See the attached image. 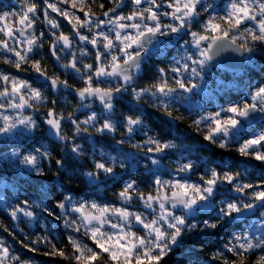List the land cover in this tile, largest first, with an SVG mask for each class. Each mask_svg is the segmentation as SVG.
<instances>
[{"label":"snow or ice","instance_id":"snow-or-ice-1","mask_svg":"<svg viewBox=\"0 0 264 264\" xmlns=\"http://www.w3.org/2000/svg\"><path fill=\"white\" fill-rule=\"evenodd\" d=\"M91 2L94 0H43L44 23L49 27L52 37L48 51L65 72L70 70L83 80L84 86L74 89L80 100L77 110L89 108L90 103L95 100L102 106L99 115L91 111L83 120L76 118L74 113L67 116L58 113L55 108H49L46 113L44 123L48 125L49 131L65 143H71V153L77 157L83 153V149L74 140L81 133H115L117 124L122 123L130 138L142 126L139 116H125L122 122L113 121L112 101L115 94L127 91L145 59L165 46V41L160 37L181 38V33L184 32L190 39L184 40L180 45L183 53L167 71L164 68L157 69L159 76L156 83L139 90L132 88V95L136 100L149 96L154 105L170 118L173 101L179 100L186 102L189 107L199 108V102L192 99L194 90L203 96L210 95L205 79L206 69L220 52L231 47L233 51L251 54L256 44L264 43V0H229L223 15L211 14L210 10L214 12V8L207 0H164V5L169 10L163 12L160 11L163 5L158 0H131L132 11L125 15L117 12L124 0H113L115 7L103 12L106 19L97 17L90 7L85 10V5ZM61 4L82 12L83 18L76 15L75 11L61 8ZM100 7L103 8L104 5L101 4ZM49 9L69 23L71 34L58 31L60 23L49 15ZM37 12V4L29 0L11 25L7 23L8 14L0 16V60L17 70H21L25 64L29 65L54 92L72 88L68 80H61L58 74L49 75L47 66L41 60L32 59L43 47L42 39L45 35L43 31L38 35L34 31ZM201 12L210 13L209 18L201 25V31H192V22ZM161 17H167L175 23H163ZM238 40L243 42L237 44ZM75 41L79 43L76 44ZM171 42L169 39L168 43ZM83 45H91L94 53H90ZM90 54H94L95 63L81 65V58ZM247 59L250 60L251 56ZM61 60L67 62L60 63ZM168 72L172 73L170 78ZM111 80H118L119 83L114 87L100 86V82ZM216 87L219 90L228 85L218 80ZM46 100L42 87H34L28 80L0 72V140L7 143L33 132L37 123L31 115L25 114V110H37ZM55 103L53 100L52 104ZM257 113L260 114L259 117L255 115ZM101 116L104 117L102 122ZM257 119L264 120V84L256 86L251 91L250 98L243 103L220 107L206 115L201 113L193 123L198 128L203 126L204 141L225 149L246 125ZM64 120L70 121L74 126L72 138L63 132ZM123 143V139L117 141V144ZM145 146H148L145 159L153 166L152 171L158 170L160 166L156 154L178 147L173 142H162L154 137H149L143 145H133L140 150ZM184 151L193 150L182 148L181 160H187L183 156ZM237 151L242 157H251L264 163V128L244 139ZM120 155L123 159L101 151L100 158L94 160V170L85 173L89 183L96 184L101 175L114 178L117 167H134V160L139 163L135 154L121 152ZM10 156L18 159L19 164L29 173L42 177L45 173L40 161L49 159L50 153L36 149L33 153L24 155L12 151ZM55 163L64 169L63 160L57 159ZM193 168L194 162L191 160L177 162L173 179L164 180L160 176L155 178L154 193H143L136 187L135 181L125 183L117 194L118 199L124 204H130L134 199L139 200L145 212L95 202L76 203L70 196H65L57 205L61 209L64 226L76 233L83 232L99 251L73 236L67 238L73 250L68 256L47 236L38 237L32 243L49 246L51 252H46V255L59 254L65 259L74 260L76 264H95L103 254H107L112 264H160L181 243L185 232L214 230L220 223L240 220L249 215L256 216V212L264 208V177L253 184L244 182L240 172H220L216 167L208 168L200 177V183L191 182L180 175L190 173ZM222 184L229 185L228 191L239 195L217 199L222 191ZM34 203L24 200L11 207L12 219L17 220L20 215L35 219ZM208 208L216 210L215 217L197 223L198 214ZM44 211L50 216L54 215L46 208ZM69 213L76 214L75 219L70 218ZM30 250L37 251L34 247ZM257 250L260 254L253 264H264V212H259L258 217L249 222L248 230L234 233L224 245V251L217 252L213 258L222 259L223 264H237V260L243 264L247 255ZM225 252L237 259H229ZM10 262L27 264L13 255L3 241H0V264Z\"/></svg>","mask_w":264,"mask_h":264},{"label":"rangeland","instance_id":"rangeland-1","mask_svg":"<svg viewBox=\"0 0 264 264\" xmlns=\"http://www.w3.org/2000/svg\"><path fill=\"white\" fill-rule=\"evenodd\" d=\"M110 2V4L115 7V4L113 3V0H108ZM29 2V0H0V16H4L6 14L9 15V19L7 21V23L9 25H11L13 23V21L15 19H18V14L21 13L24 10V7L26 6V4ZM30 2L37 4L38 6V12H37V20L35 25L37 26V32L36 34L38 35L41 31H43L45 33L43 39H42V43H43V47L41 49H39V53H38V58L37 60H42L44 58H47V56H51L50 52L48 51V46H49V42L51 41L52 37L49 34V27L46 26V24L44 23V16H43V10L45 8V5L43 4V0H30ZM124 2H126V6L122 9L118 8L117 12L120 14H128L132 11V4H131V0H124ZM158 2H160L163 6L161 7L160 11H168L169 9H167L166 5H164V0H158ZM208 3H211L213 5L214 8V12H212V10H210L211 14H215V15H223L225 8L227 6V4L229 3V0H207ZM61 8H65L69 11H75L76 15L80 16L81 18H83V13L75 10V9H71L69 5L66 4H61L59 5ZM147 6V5H145ZM85 10H88V4L85 5ZM49 15L55 19H57L60 23V29L58 31H63L65 34H71V26L69 25V23L63 19V17L58 16L56 13H52L51 10H48ZM210 13H205V12H201V14L196 17L193 22H192V26H191V30L192 31H201V25L209 18V14ZM97 16V15H96ZM100 19H106L105 17L102 16H97ZM161 20L163 23H175L174 21L170 20L167 17H161ZM106 30V29H105ZM87 34V33H85ZM161 40L165 41V46L157 51L154 52L150 57H148L147 59H145V61L142 64V68L140 70L139 73H137V76H139V74H143V71H145V68L151 64V59L155 56H160L161 59H164L166 61L165 63V70L167 71L169 69V67L171 65H173L174 61L176 59H179L180 56L183 53V49L180 47V45H182L184 43V40H189L190 37L188 35H184L181 36V38H175V37H170V38H165V37H160ZM171 39L172 42L168 43V40ZM242 40H238L237 44L242 43ZM76 44H78V41H75ZM259 46L264 48V43H258L255 45L254 50L251 54L246 53V58H245V66H244V70H248V69H253V68H257V65H254L256 57L258 54H260L261 49L259 48ZM82 47L86 48L90 53H94V50L92 49L91 45H83ZM190 51H192V49H189ZM78 51V50H77ZM251 56V59H247L248 56ZM68 58H71L70 56ZM85 63H95V56L94 54H90L88 56H84L81 58V65L85 64ZM43 64V63H42ZM27 69V70H25ZM243 70V71H244ZM241 72L240 74L237 75H231V78L226 79L223 77V75L218 72L216 70V68L212 65H210L207 69H206V75H205V79L207 80V91L208 93H210L209 96H203L201 94H198L195 92L192 94V99L193 101H198L200 107L196 108V107H189L188 104L186 102H182L179 100L173 101V107H172V117L170 118L162 109L158 108L157 106L154 105L152 99L145 95L144 97H142L140 100H136L134 99V105H141L139 110H134V115L135 113H138V116L141 118L142 112L144 111L147 105H151V107L157 108L159 110H161L164 114V117L167 120H171L174 122V124L181 126L184 124L188 130H189V135H193L194 137H197L198 139L202 140L205 144V146L208 147H213L215 149H221L218 145L216 144H212L209 143L207 141H204L203 136H204V131L202 130L203 126H201L200 128H198L193 121L196 119H199V116L201 113L203 114H208L210 112H214L217 111L220 107H228L230 104H241L243 103V101L247 100L250 98V93L251 91L258 85L260 84H264V80H251L246 78V75H244L246 72ZM0 72L6 73V74H11L12 76L15 77H19L21 79L24 80H28L30 82H32L34 87H41L40 84H43V79L39 78L29 67V65L25 64L22 66L21 70H17L15 67H13L10 64H5L3 63L2 60H0ZM71 73V71H69ZM244 75V76H242ZM168 76L169 78L172 76L171 72H168ZM223 81L225 85H228L227 88H222V89H217L216 87V81ZM137 90L141 89L139 87H135ZM145 88V87H143ZM148 88V87H146ZM45 92H47L49 89L47 88V86L42 89ZM46 95V93H45ZM131 96L133 97V95L131 94ZM62 101L64 103H67L68 98L66 97H62ZM50 108V100L47 97V100L41 104L37 110H31V109H26L25 110V114L26 115H31L36 123H37V128L29 133L26 134L25 136H22L14 141H9L7 143H5L4 141L0 140V159L4 162H8L11 164V167L14 169L15 174L23 176L25 178H31L33 176H36L35 173H29L23 166H21L19 164V160L16 158H12L10 156V153L12 151H18L20 152L22 155L24 154H28V153H33L36 149H41V151L43 150H47L49 153L51 152V146L49 145V143L47 141H45L43 139L44 135H46V130L44 127V120L46 118V113L48 111V109ZM79 110H76L75 112V117L78 118L79 120H83L85 118V116L91 112V111H95L98 113V115L102 112V106H98L97 104H94L91 108H89V110L85 111V112H80ZM126 116H117V112L115 110V107L113 105V109L111 112V119L113 121H119L122 122L124 117ZM134 117V116H133ZM103 116L100 117V122L103 121ZM142 119V118H141ZM142 126H139L138 129L136 131H134V133L131 135V137L129 138L125 128L122 126V123H118L117 124V128L115 133H112V136H108L103 134H97L94 131H90L89 133H81L80 135L75 137L74 142L78 143L82 146L83 149V153L81 155H79L77 158L78 160L81 161H88L90 162L92 169L90 170H86V172H90L94 170V160L95 159H99V153L101 151H103L105 154L117 157L118 159H123V156L120 155L121 152L123 153H131V154H135L137 160L139 161V163H137L136 160L133 161V164H135L136 166H129L125 169H121L119 167H117L115 169V176L114 178H107L103 175L100 176L98 182L96 184H91L88 181V178L86 177L88 183L90 186H92L94 192L100 196H103V193L105 190L108 189V186H113L116 183H121V190L123 189L125 183L130 182V180H124L121 182V179L123 176L128 175L131 173L132 170H134L135 168H139V169H144L146 170V173L151 174L152 180L154 181L155 178L157 176H160L162 179L164 180H170L174 178V173H175V169L177 167V162H187V160H191L194 162V168L193 170L188 173V174H180L181 176H183L185 179L190 180L191 182H195V183H200V177L204 174H197L195 175L194 173L197 172L200 167L203 165V163H207L208 162V157H204L201 152H199L198 150L201 148L200 144H189V145H184L181 147H177L176 149H170V150H166L163 153H159L156 154V158L159 160L160 162V166L159 169L156 171H152L151 169L153 168V166L151 165V163L145 159V152L147 151V147L145 146L143 150L134 148L133 145L134 144H144V141L147 140L149 137L151 136L150 133V127L146 126L143 119H142ZM170 122V121H169ZM171 123V122H170ZM262 128H264V120L261 121V123H259L258 125L252 127V128H244L243 131L229 144V146L227 148H231L235 149L237 151V148L239 147V144L243 142L244 139L249 138L250 135L254 134V133H258ZM63 132L66 135L67 133V137L72 138L74 136L75 133V129L74 126L70 123V121L66 120V122L64 123V127H63ZM173 132V131H172ZM104 137H108L110 139L113 140V142H111V146L108 148H104V142H105V138ZM125 140V143L123 144H117V141L119 140ZM64 143V145H68L71 146V143H65L64 141H62ZM32 144V147H27V149H23L22 147H16V144ZM7 146H11L12 149H5V147ZM21 148V149H20ZM182 148H189L192 149L193 151L188 152V151H184L183 152V156L187 157V160H181V149ZM225 148V149H227ZM237 153L240 155V153L237 151ZM73 155V154H72ZM151 155V154H149ZM176 156V157H173ZM240 157H242L240 155ZM246 160H254L251 157H242ZM47 159L45 160H41L40 161V166L44 169V163ZM255 161V160H254ZM258 162V161H256ZM145 165H147V167H145ZM208 166H205L202 168L203 172L205 173L207 171ZM85 172V173H86ZM137 187V186H136ZM138 188V187H137ZM220 188L222 189V191L218 194L217 199H223L225 196L228 197H236L239 194L232 192V191H228V189L230 188L229 185L227 184H222L220 186ZM229 194V195H227ZM16 187L14 186V183H12L11 181H2L0 183V207L3 208V210H5L7 213L10 214V210L11 207L16 206L17 204H20L22 201H19L16 198ZM30 202H35L33 204V211L35 212V219H29L27 217H24L22 215L19 216V218L17 220H13L17 225L19 226L20 224L23 225V227H27L30 229L29 232H37L38 233V237H45L47 236L49 239H53L55 238V240H58V242H60L62 245H64L63 242V238L62 235H60L59 232L61 231H67L70 236L75 237L77 240L81 241L83 244H87L90 247H93L95 249V245L92 243L91 240L88 239V237H86L83 232L80 233H76L73 232L71 229L66 228L64 226L63 223V218H62V213H61V209L59 208L58 211H54L52 208H48L46 207L42 201L38 198L35 197H31L30 199H28ZM107 197H102L101 200H74L72 199L73 202L76 203H80V202H87V203H92L95 202L99 205H114L117 207H127L129 208L131 211H138V212H144L141 209V206L135 202V199L130 203V204H124L122 201H120L118 199V197L116 196L113 201L111 202H106ZM39 205L38 207L36 205ZM47 209L48 211L54 213V215H48L47 211H44V209ZM259 212H264V208H260L257 212H256V216H253L251 219H248L244 224H242V228H240V230H238L235 233H239V232H243L248 230L249 228V222L251 220H254L258 217ZM213 214V216L215 217L216 215V210L213 208H208L206 210H204L203 212L199 213L198 216L202 215V214ZM179 214V212H178ZM70 218L75 219L76 214L73 213H69ZM197 216V217H198ZM57 217H61V219H57ZM12 218V217H11ZM198 222V221H196ZM137 231H140L139 229H136ZM142 234V233H141ZM234 234V233H233ZM183 238V237H182ZM231 238V237H230ZM228 238V240L230 239ZM227 240V241H228ZM0 241H3L4 245L7 246L10 250V252L13 255L18 256L22 261L27 262V264H45L41 261H37L35 259L32 258L31 255L33 254H38L37 251H31L30 247H25V245H21L19 248H15L13 245L10 244V241H8V239L3 238L0 235ZM227 241L223 244L222 249L220 251H224V245L227 243ZM181 243L178 245L180 246ZM177 246V247H178ZM176 247V248H177ZM96 251H99V249H95ZM219 251V252H220ZM260 254L259 250H257L256 252H253L251 254H248L246 259L244 260H252V264L255 261L256 257ZM225 255L232 260H236L237 258L232 256L230 253L225 252ZM101 256H104V258H106L107 262H109L110 264H112V262L110 260H108L107 254H103ZM214 263H205V264H223V260H216L213 259ZM240 261L237 260V263H239ZM10 264H13V262H10Z\"/></svg>","mask_w":264,"mask_h":264},{"label":"trees","instance_id":"trees-1","mask_svg":"<svg viewBox=\"0 0 264 264\" xmlns=\"http://www.w3.org/2000/svg\"><path fill=\"white\" fill-rule=\"evenodd\" d=\"M103 4L104 7L101 8L100 5ZM95 13L97 16H102L104 11H107L113 6L108 0H94L88 4V10ZM262 52L257 55L254 65L257 68H251L244 70L246 72V78L251 80H264V48L259 46ZM43 65L47 66L49 75L52 73L57 74V69L52 60V57L47 56L42 60ZM166 61L161 59L160 56H155L151 59V64H149L139 78L138 84L139 88L150 87L152 84L157 82L158 79V68L165 69ZM221 73V72H220ZM224 78L229 79L231 75L226 73H221ZM242 75V76H244ZM233 76V75H232ZM75 88H81L83 86L79 85L74 80L69 82ZM42 89L46 87L44 84H40ZM46 96L50 100V108H55L58 113H63L67 116L69 113H74L78 109L80 102L75 96L67 95L68 101L64 103L62 97L66 94L61 93L60 95L54 97L51 91L45 92ZM55 100V105L52 101ZM152 108L151 105L146 106V108ZM145 108V109H146ZM153 114H150L148 110L142 112L141 118L143 119L146 126L150 127L151 136L162 141V142H173L178 147L191 144H200L201 148L198 150L204 157H208V162L203 163L200 169L194 174H205L202 170L203 167H216L217 171H229V172H240L242 174V179L244 182H250L256 184L260 182L261 178L264 177V163L256 162L254 160H246L237 153L235 149H215L213 147L205 146L204 142L193 135H189L188 128L183 124L181 128L177 131L178 136L172 131L166 130L165 125L169 124V120L164 117L161 110L154 108ZM134 109L126 116H138L135 115ZM106 135V134H105ZM66 136L67 133H66ZM104 148L111 146L112 139L104 137ZM43 139L49 143L51 146L50 157L45 161L44 173L42 177L33 176L31 178H25L23 176L17 175L11 164L4 162L0 159V183L2 181H11L16 187V198L19 201L28 200L31 197L38 198L42 203L48 207L52 208L54 211H58L57 205L64 200L65 196H70L74 200H101L102 197H107L106 202H111L121 191V183H116L113 186H108V189L104 191L103 196L96 194L89 185L85 172L86 170L92 169L90 162L78 160V158L71 153V146L64 145V143H54L50 141L47 135H44ZM27 149V147H32V144L15 145L16 147H22ZM5 149H12L11 146L5 147ZM21 149V148H20ZM1 154V153H0ZM176 157V156H173ZM61 159L64 161V169L59 168L55 161ZM227 165V167L225 166ZM152 175L146 173V170L135 168L130 174L123 176L121 182L124 180L135 181L136 186L140 191L145 194L150 192L154 193L155 185L152 180ZM229 195V194H227ZM214 218L213 214H202L196 218L197 223L204 219ZM202 227V224H201ZM242 228V225L229 221L227 223H220L217 229H207L203 232L196 230L191 233L185 232L181 240V245L173 249V253L169 256L164 257L160 264H205L214 263V255L222 249L223 244L230 238L233 233L237 232ZM7 229V231L5 230ZM30 229L23 227L22 224L19 226L12 220L11 215L7 213L3 208L0 207V235L3 238L8 239L10 244L16 249L21 245H29L30 248L34 247L37 249L38 254L31 255L33 259L41 261L45 264H76L74 260H68L61 257L59 254L46 255V252H51V248L45 244H33L32 242L38 238V233L29 232ZM62 235L64 245H62L55 238L51 239L58 249H62L65 256L71 255L72 246L68 241V236L70 234L67 231L59 232ZM222 260V259H216ZM95 264H110L107 262L104 256H101ZM237 264H240L237 263ZM243 264H252V260H244Z\"/></svg>","mask_w":264,"mask_h":264},{"label":"water","instance_id":"water-1","mask_svg":"<svg viewBox=\"0 0 264 264\" xmlns=\"http://www.w3.org/2000/svg\"><path fill=\"white\" fill-rule=\"evenodd\" d=\"M125 6V2L119 7L120 9H122ZM181 35H185L184 32L181 33ZM245 58H246V53H241V52H236L233 51L231 47L225 49L224 51L220 52L219 55L215 56L214 59L211 61L210 65L215 66L217 71L221 72V73H226L229 75H237L240 74L243 70H244V66H245ZM55 64L57 66V68L59 70H62V68L60 67V65L57 63V61L54 59ZM134 85V81L133 83L128 86V88L132 87ZM75 88H69V89H61L62 92H65L69 95L75 96L76 99L80 102L79 98L77 97L75 91ZM122 100V97L120 96V93H117L114 95L113 97V101L117 102ZM91 103H97L98 105L101 106L100 102L98 100L92 101ZM88 108H81L80 112H85ZM257 117H259V113L255 114ZM261 121L263 120H255L252 124L250 125H246V128H252L256 125H258L259 123H261ZM66 122V120H64L62 122V129H63V125ZM44 127L46 130V135L48 137V139L54 143L60 144L62 143V140L58 139L54 134H52L49 131L48 125L46 123H44ZM108 136H112V133H104ZM136 200V199H135ZM138 203L139 200H136ZM141 204V203H140ZM142 210L145 212L146 210L144 209L143 205H142ZM253 216L249 215L248 217H244L241 218L240 220H232V222L238 223L240 225L244 224L248 219H251Z\"/></svg>","mask_w":264,"mask_h":264},{"label":"flooded vegetation","instance_id":"flooded-vegetation-1","mask_svg":"<svg viewBox=\"0 0 264 264\" xmlns=\"http://www.w3.org/2000/svg\"><path fill=\"white\" fill-rule=\"evenodd\" d=\"M125 6H126V2H125ZM124 6V7H125ZM123 7V8H124ZM34 31L35 32H37V26L36 25H34ZM185 35H187V34H185ZM181 36H184V35H181ZM38 53H39V50H38ZM38 54H34L33 56H32V59H37L38 57ZM68 59H70V58H68ZM52 60H53V62H54V64H55V61H54V58L52 57ZM67 61L66 60H61V62L60 63H66ZM55 67H56V69H57V74L60 76V78H61V80H64V79H66V80H68V82H70L71 80H74L75 82H77L79 85H81V86H84L83 85V80L82 79H80V77L79 76H77L76 74H74V73H70L69 71L68 72H65V70L64 69H62V70H59L58 68H57V66H56V64H55ZM215 67V66H214ZM216 68V67H215ZM217 70V69H216ZM219 72V71H218ZM143 73H144V71H143ZM53 74V73H52ZM52 74H50V75H52ZM143 74L141 73V74H139V76H137L136 75V77H135V80H134V85L132 86V87H130V88H127V91H122V92H120V96L122 97V100H120V101H117V102H114L113 103V105H114V107H115V110H116V112H117V116H123V115H125V113H129L130 111H131V109H134V110H139L140 109V106L141 105H139V107H138V105H134V102H133V97L131 96V94H132V88H135V87H138L139 86V84H138V80H139V78L142 76ZM117 83H119V81L118 80H111V81H107V82H100V86L101 87H114ZM43 84L44 85H46L45 84V81L43 82ZM70 84V83H69ZM71 85V84H70ZM73 87V86H72ZM48 89H49V91H51L52 93H53V95H54V97H56V96H58V95H60L61 93H64V94H66L65 95V97L67 98L68 96L67 95H69V94H67V93H65V92H62L61 90H59V91H52L49 87H47ZM73 88H75V87H73ZM76 89V88H75ZM142 89V88H141ZM94 104H97V103H90V107L89 108H91ZM98 105V104H97ZM98 106H100V105H98ZM148 106V105H147ZM89 108L87 109V110H89ZM86 110V111H87ZM145 110H148L149 111V113L150 114H153V111H154V109H153V107L152 108H149V107H147ZM144 110V111H145ZM144 111H142V112H144ZM163 113V112H162ZM170 122H169V124H167V125H165V129L166 130H168V131H173V133L175 134V136H178L177 134H178V130L180 129V126H178V125H176V124H174V122L173 121H171V120H169ZM63 127H64V125H63ZM135 202H137L136 200H135ZM138 203V202H137ZM140 206H141V209H142V204H140V203H138Z\"/></svg>","mask_w":264,"mask_h":264}]
</instances>
